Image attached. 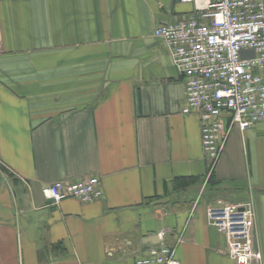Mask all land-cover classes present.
Here are the masks:
<instances>
[{
  "label": "crops",
  "instance_id": "1",
  "mask_svg": "<svg viewBox=\"0 0 264 264\" xmlns=\"http://www.w3.org/2000/svg\"><path fill=\"white\" fill-rule=\"evenodd\" d=\"M180 0H0V264H135L162 232L180 264H236L206 209L253 205L264 264V120L233 127L212 177L183 76L153 34ZM97 176L102 197L42 189ZM160 240V239H159Z\"/></svg>",
  "mask_w": 264,
  "mask_h": 264
},
{
  "label": "built area",
  "instance_id": "2",
  "mask_svg": "<svg viewBox=\"0 0 264 264\" xmlns=\"http://www.w3.org/2000/svg\"><path fill=\"white\" fill-rule=\"evenodd\" d=\"M193 12L162 23L153 34L170 49L183 76L182 114L198 118L206 161L202 185L212 177L233 127L241 131L264 120V0H180ZM0 164V169H1ZM58 204L73 198L102 197L97 176L59 180L42 189ZM253 205L225 203L206 209L207 222L227 238L226 253L236 264L259 260L250 225ZM147 247L135 264H180L173 245L162 240Z\"/></svg>",
  "mask_w": 264,
  "mask_h": 264
},
{
  "label": "water",
  "instance_id": "3",
  "mask_svg": "<svg viewBox=\"0 0 264 264\" xmlns=\"http://www.w3.org/2000/svg\"><path fill=\"white\" fill-rule=\"evenodd\" d=\"M141 243H144V244H152V245H155V244H158L159 243V237L157 234H152L150 236H146L144 238H142L141 240ZM254 249L256 248L255 244L253 245Z\"/></svg>",
  "mask_w": 264,
  "mask_h": 264
}]
</instances>
